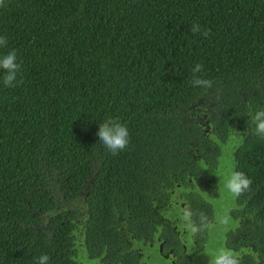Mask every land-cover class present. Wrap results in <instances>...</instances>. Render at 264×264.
<instances>
[{
  "label": "trees",
  "instance_id": "trees-1",
  "mask_svg": "<svg viewBox=\"0 0 264 264\" xmlns=\"http://www.w3.org/2000/svg\"><path fill=\"white\" fill-rule=\"evenodd\" d=\"M0 37L20 65L13 87L0 71V264H139L136 243L176 240L158 211L179 191L205 239L223 145L252 181L228 253L264 264V139L229 144L264 108V0H5ZM109 120L130 134L116 154Z\"/></svg>",
  "mask_w": 264,
  "mask_h": 264
},
{
  "label": "rangeland",
  "instance_id": "rangeland-1",
  "mask_svg": "<svg viewBox=\"0 0 264 264\" xmlns=\"http://www.w3.org/2000/svg\"><path fill=\"white\" fill-rule=\"evenodd\" d=\"M248 121L249 119L235 125L230 136V145H238L250 131ZM243 130L246 132L244 133ZM222 148L219 162L215 170H212L217 181V194L205 193L202 195V199L211 204L214 214L213 220L207 226L206 238H202L200 231L192 223L191 215L187 214L189 213L188 204L180 198L183 197V194L182 191H179L174 195L171 206L160 209L158 212L164 221L169 223L167 226L174 228V233L178 236L179 241L178 252L179 254L183 253L182 257L173 260L170 255L168 256L169 253L163 254V244H161L160 237L156 236L153 242L135 244V249L142 255L140 264H210L220 251L228 252L227 237L229 233L240 227L241 221H236L232 217L237 196L226 188L227 178L235 172L234 151L228 149L226 145H223ZM160 230L161 226L158 231ZM79 241V244H82L81 239ZM75 259L79 264H105L100 259L90 258L85 248H77Z\"/></svg>",
  "mask_w": 264,
  "mask_h": 264
},
{
  "label": "clouds",
  "instance_id": "clouds-1",
  "mask_svg": "<svg viewBox=\"0 0 264 264\" xmlns=\"http://www.w3.org/2000/svg\"><path fill=\"white\" fill-rule=\"evenodd\" d=\"M5 6V0H0V7ZM193 35L202 34L208 35L207 31L201 30L199 24H193L191 27ZM7 40L5 37H0V47H6ZM20 70V65L17 62V53L14 50L8 51L5 55L0 56V71L4 73L3 83L5 87H13L17 83V75ZM203 70L201 64H196L192 71V78L189 83L195 87H203L205 89L212 88L211 80L203 79L198 73ZM248 128H251L254 134L264 139V108L257 109L249 113ZM129 131L125 125L116 121L109 120L99 125L97 136L101 144L111 152L116 154L124 150L129 144ZM219 177V176H218ZM221 183V178H220ZM219 183V184H220ZM252 181L243 172H233L226 181V188L229 192L237 197L249 190ZM190 215V213H187ZM50 257L46 254L36 258V264H49ZM210 264H236V260L231 257L228 252L220 251L210 262Z\"/></svg>",
  "mask_w": 264,
  "mask_h": 264
},
{
  "label": "flooded vegetation",
  "instance_id": "flooded-vegetation-1",
  "mask_svg": "<svg viewBox=\"0 0 264 264\" xmlns=\"http://www.w3.org/2000/svg\"><path fill=\"white\" fill-rule=\"evenodd\" d=\"M178 237V236H177ZM164 243H165V241H162L161 242V244H163L164 245ZM178 243H179V241H178V239L176 238V240L175 241H173V244H172V246L167 250V249H165V245H164V247H162L163 248V254H168V256L170 255V258L172 257L173 258V260L174 259H176V258H181L182 257V255H183V253H181V254H179V248H178ZM135 251H137L138 252V250H135ZM140 252V251H139ZM139 256H140V258H141V254L139 253ZM139 264H140V262H139Z\"/></svg>",
  "mask_w": 264,
  "mask_h": 264
}]
</instances>
